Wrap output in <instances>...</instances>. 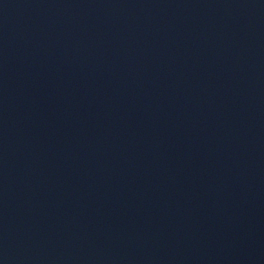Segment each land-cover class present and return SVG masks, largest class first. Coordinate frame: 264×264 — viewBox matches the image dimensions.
Returning <instances> with one entry per match:
<instances>
[{
	"label": "water",
	"instance_id": "1",
	"mask_svg": "<svg viewBox=\"0 0 264 264\" xmlns=\"http://www.w3.org/2000/svg\"><path fill=\"white\" fill-rule=\"evenodd\" d=\"M0 264H264V0H0Z\"/></svg>",
	"mask_w": 264,
	"mask_h": 264
}]
</instances>
